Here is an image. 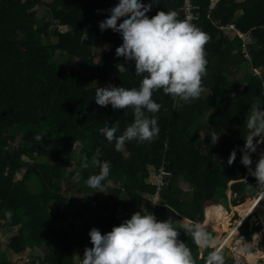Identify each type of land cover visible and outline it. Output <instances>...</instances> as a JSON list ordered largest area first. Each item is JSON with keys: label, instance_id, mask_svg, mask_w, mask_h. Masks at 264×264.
Returning a JSON list of instances; mask_svg holds the SVG:
<instances>
[{"label": "trees", "instance_id": "trees-1", "mask_svg": "<svg viewBox=\"0 0 264 264\" xmlns=\"http://www.w3.org/2000/svg\"><path fill=\"white\" fill-rule=\"evenodd\" d=\"M182 1L152 0L147 15L176 11L183 19ZM193 2L199 6L194 24L208 36L204 93L183 102L154 91L152 99L161 105L155 114L159 134L150 141H125L117 149L116 141H108L98 129L118 120L119 136L133 121L131 108L93 104L95 87L132 88L140 83L134 63L114 56L119 34L97 27L116 0H0V220L7 232L0 264H75L74 253L82 257L85 247H91V228L103 234L119 225L124 219L116 216L118 208L141 212L143 194L155 190L146 183L148 166L164 164L170 173L161 202L173 210L176 220L201 222L204 215V224L216 226L220 218L228 217L221 206L227 191L233 192L231 206L259 191L249 187L257 181L239 163V151L231 165L227 157L243 146L247 111L261 100L264 108V0H218L212 10L208 0ZM229 24L252 38L244 46L249 60L238 36L227 39L224 27ZM102 43L112 48L95 61V48ZM210 126L223 132L215 145L208 136L200 137ZM41 132L43 141L35 140ZM202 142L204 151L198 148ZM93 156L111 165L103 193L84 183L98 172L91 165ZM82 160L87 168L80 167ZM74 193L83 201L71 207ZM258 205L264 207V197ZM156 217L169 216L159 206ZM68 219L84 220L83 231ZM177 228L178 239L191 249L195 264H204L211 249H203L199 256V246ZM211 229L218 238L220 231ZM36 249L42 253L34 254ZM23 253L34 260L12 262ZM243 255L250 259L249 252ZM224 264L234 261L227 258Z\"/></svg>", "mask_w": 264, "mask_h": 264}, {"label": "clouds", "instance_id": "clouds-1", "mask_svg": "<svg viewBox=\"0 0 264 264\" xmlns=\"http://www.w3.org/2000/svg\"><path fill=\"white\" fill-rule=\"evenodd\" d=\"M152 7V0H116L107 9V16L97 23L99 31L109 29L119 34L120 43L114 48V56L123 57L125 62L132 61L135 76L140 77L138 87L103 85L94 90L93 104L101 107L108 105L112 109L131 108L133 112V121L119 136L116 135L119 131L118 120L112 122L110 127L105 124L98 129L108 141H116L117 149L125 141H150L159 134L155 114L161 105L152 99L154 91L162 90L183 102L197 99L205 91L202 77L207 65L204 51L207 34L188 20L178 18L176 11H157L149 17L147 14ZM99 51L106 52L107 49L105 47ZM118 66L125 72V64ZM261 101L247 111L244 117L247 135L243 146L229 152L227 164L231 165L236 160L239 151V163L257 181L255 187H249L264 193V150L260 151L254 167H250L253 165L252 154L257 153L258 147L264 144V108L261 107ZM202 131L203 136L207 135L213 145L223 134L220 130L211 128H204ZM44 137L43 132L37 133L35 140L43 141ZM91 165L98 168V172L89 175L84 183L88 187L101 189L99 192L103 193V182L110 174V162L93 156ZM88 166L87 162L81 161V168ZM241 180L246 183V178ZM258 195L257 198L260 196ZM257 198L254 200L255 204ZM257 205L242 220V226L244 221H250ZM261 215L264 217L262 212ZM184 220L186 222L173 217L159 220L145 209V213L136 211L130 218L103 234L93 227L88 232L91 247H85L82 257L76 256L78 264H195L191 249L186 242L178 239L181 231L177 225L202 249L210 247L216 241L200 222ZM241 225L234 231L240 230ZM242 245L241 251L248 253L249 244ZM224 248L210 251L204 264H224L221 254Z\"/></svg>", "mask_w": 264, "mask_h": 264}, {"label": "rangeland", "instance_id": "rangeland-1", "mask_svg": "<svg viewBox=\"0 0 264 264\" xmlns=\"http://www.w3.org/2000/svg\"><path fill=\"white\" fill-rule=\"evenodd\" d=\"M43 1L49 2L50 0H43ZM35 9H38V8L36 7ZM105 47H106L107 51H109L112 48V45L111 44H100L98 47L95 48V51H97V55H96L97 56V61L104 54V52H100L99 50L102 49V48H105ZM96 56L94 58L95 61H96ZM73 59H74V61H76V59L74 57H72V60ZM263 94H264V91H263ZM208 128H211V129H214V130H218L217 128H214L212 126H210ZM203 135H204V133L202 131L200 133L201 139L204 137ZM220 139H221V136L219 137L218 141H220ZM18 142H19V139H16V141L14 143L16 144ZM14 143H12V144H14ZM198 148L200 150L204 151L205 150L204 143L203 144H198ZM74 149H78V144L74 145ZM262 150H264V144H262V145H260L258 147L257 153H254L255 161H256V159H258L259 153ZM22 160L23 161H27V159L24 156L22 157ZM22 173H23V170H21L18 173H16L15 179L19 180L21 178V174ZM162 191H163V189L160 192V199H159L160 201H161V193H162ZM259 192L260 191H258V193ZM65 193L66 192H64V194ZM258 193H256V195H254L252 197H249V194H246V195L243 196V203L242 204H239L237 206H231L230 200H231V198H233V192L227 191V199L224 202H222L221 206L224 209H227L226 213H227L228 218L231 217L230 216L231 214H234V216L231 219H229V226L228 227H227L228 218H226V217H224L225 218V222L223 223L222 226H220V224H219L220 221L216 224L218 228L224 229L226 231V233H224L225 231H222V230L219 232L220 236L218 238L215 237V239H214L216 241L215 244H213L210 247H208L209 249H211V251H213L215 249V247L217 246V244L225 237V235L227 234L228 228H233L234 227V224L236 223V221L238 220V218L242 214V211L245 210V208L246 209L249 208L250 212H251V209L253 207L252 205L256 201L255 199H256V196L258 195ZM79 197H80V195H78V194H75V193L72 194L71 207H76V206H78V204L82 203L83 200L80 199ZM257 200H258V198H257ZM213 205H216V204H213ZM256 205H257V203L254 205V207ZM205 207L203 208V214H204ZM167 212H168V216L172 217V215H173L172 211L168 209ZM261 212H262V207L257 205L256 210H255L256 215L252 216L250 218L251 226H253V227H255L257 225L260 226L258 232L255 233V235L253 237V241L252 242H245L242 237L238 236V232H237V234H235L231 238V240H230L231 242L229 241L230 243L227 244V246H225V248L221 251V254L223 256L224 262L226 261L227 258H232L233 261H234V264H242V263H244L245 262V258L243 256L244 252L241 251V248L243 247L242 243H248L249 244V247H248L249 251L248 252L250 253V255H251L252 250H253V252H252V255L250 256V259L247 260V261H249L250 264H264V217L261 215ZM246 216L247 215H245L241 219L243 220ZM180 220L181 221H185L182 218ZM68 221H71L72 224L75 227L79 228L80 231H83V228L81 227V224H83L85 222L84 220H76V219L75 220H70V219H68L67 222ZM203 222H204V215H203V219L201 220L200 223L202 224ZM1 225H2V220H0V251H4V248H5V245H6V242H7V237H6V233L7 232L2 230V226ZM206 229L210 230L211 228L206 227ZM240 239L242 240V242H241ZM251 243L254 244L255 248L253 247V245H250ZM220 245H223V243L220 244ZM203 249H206V248H203ZM203 249L200 248V247L198 248L197 251H198L199 256L202 255V250ZM255 251L258 252V255H257V253ZM33 253L36 254V255H39V253H42V251L40 249H36V250H34ZM23 254H26V256L29 258V262L28 263H31L34 260V259H31L27 255V253H23ZM252 259H254V260H252ZM12 262L13 263H17V262H19V259L12 260Z\"/></svg>", "mask_w": 264, "mask_h": 264}, {"label": "built area", "instance_id": "built-area-1", "mask_svg": "<svg viewBox=\"0 0 264 264\" xmlns=\"http://www.w3.org/2000/svg\"><path fill=\"white\" fill-rule=\"evenodd\" d=\"M209 5H208V10H212L216 4L218 3V0H208ZM199 9V6L194 4L193 0H183L182 1V6L180 7L181 15L183 16V19L188 20L189 22L194 24V21L197 20V11ZM208 17V16H207ZM224 30L233 34V36H238L243 44L242 48V53L245 57V59L249 60V57L246 53L245 50V44L249 43L252 41V38L248 34L241 33L237 29H235L234 25L229 24L226 27H224ZM226 33V32H225ZM253 73L256 75H259V70H253ZM170 176V173L164 168V164L154 167V166H148L147 167V177H146V183L148 185H151L155 187V190L153 193H144L143 194V199L144 203L141 209V213H145V209L149 211L150 213L154 214L156 216V209L160 206L162 208H165L166 211L171 208L162 203L160 199V192L161 190L167 186L168 183V178ZM173 212V210H171ZM134 213V211L128 210V211H123L121 208L117 209V217L121 216L124 220L130 218L131 214ZM229 219H231L234 214L230 215ZM239 216V215H238ZM123 222V220L121 221ZM235 229H237L241 223L240 222V217L236 221ZM19 259L22 260L24 263H27L29 261V258L26 256V254H19L15 255L13 260ZM37 264V262H36ZM75 264H78V261H75Z\"/></svg>", "mask_w": 264, "mask_h": 264}, {"label": "bare ground", "instance_id": "bare-ground-1", "mask_svg": "<svg viewBox=\"0 0 264 264\" xmlns=\"http://www.w3.org/2000/svg\"><path fill=\"white\" fill-rule=\"evenodd\" d=\"M51 3H52V2H51ZM260 193H261V192H260ZM260 193H259L260 196L258 195L259 197H258V200H257L256 203H258V202L262 199V197H263L262 195H264V193H261V194H260ZM256 198H257V196H256ZM254 205H255V203L252 205V206H253L252 209L254 208ZM252 209H251V211H252ZM249 212H250V209H249V208H248V209L245 208V210L242 211V214L240 215V222H239V223L242 222V221H241V220H242L241 218H243L245 215H248ZM250 213H251V212H250ZM226 218H228V217H226ZM219 221H220V223H219L220 226H222L223 223L225 222V218L222 217V218L219 219ZM228 222H229V218H228ZM236 223H237V222H236ZM236 223H235V225H236ZM202 224H204V223H202ZM235 225H234L233 228H228L227 234L225 235V237H224L223 240H222V241H223V244H224V243H227L228 241H230L231 238H232L235 234H237V231H238V230H237V231H234V229H235ZM227 227H228V223H227ZM213 228H214V229H217V230H219V231H221V230H222V231H225L224 229H219V228H217V225H216V226H213ZM210 230L213 231V229H210ZM224 233H226V231H225ZM222 241H221V242H222ZM221 242H219L218 244H220ZM247 244H248V243H247ZM250 245H254V244L251 243ZM220 246H221V245H220ZM226 246H227V245H226ZM248 247H249V245H248ZM253 247H254V246H253ZM223 248H224V247H223ZM254 248H255V247H254ZM214 250H215V249H214ZM243 256H244V255H243ZM252 260H254V259H252ZM28 262H29V261H28ZM28 262H27V263H28ZM245 262L250 263L249 261H247V259H245Z\"/></svg>", "mask_w": 264, "mask_h": 264}, {"label": "water", "instance_id": "water-1", "mask_svg": "<svg viewBox=\"0 0 264 264\" xmlns=\"http://www.w3.org/2000/svg\"><path fill=\"white\" fill-rule=\"evenodd\" d=\"M250 167H254L253 165H250ZM262 214L264 215V207L262 208ZM209 233H211V235L214 237H216V232L215 231H212V230H209V229H206ZM238 236L239 237H242L243 240L245 242H252L253 241V236H254V233L253 231L251 230V224H250V221H244L243 223V227L238 230ZM242 264H250L248 262H244Z\"/></svg>", "mask_w": 264, "mask_h": 264}, {"label": "crops", "instance_id": "crops-1", "mask_svg": "<svg viewBox=\"0 0 264 264\" xmlns=\"http://www.w3.org/2000/svg\"><path fill=\"white\" fill-rule=\"evenodd\" d=\"M152 12V10L150 11V13ZM150 13H148V14H150ZM226 37H227V39L229 40V39H231L232 37H233V34H231V33H229V32H227L226 31ZM102 44H106V43H102ZM224 218V217H223ZM218 222H219V220H218ZM217 222V223H218ZM203 226H206V227H208V228H213V226L212 225H208V224H202ZM218 228V227H217ZM220 229V228H219ZM223 240V239H222ZM221 240V241H222ZM220 241V242H221ZM231 242V241H230ZM229 241L227 242V243H224L223 245H221L220 246V244H222L223 243V241L220 243V244H217V246L215 247V249L216 248H218L219 250L220 249H222L223 247H225L227 244H229L230 243ZM252 252H253V250H252ZM252 252H251V255H252ZM256 252V251H255ZM257 253V255H258V252H256ZM76 256H77V254L76 253H74V257H73V262L74 261H76L77 260V258H76Z\"/></svg>", "mask_w": 264, "mask_h": 264}]
</instances>
